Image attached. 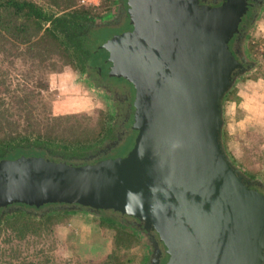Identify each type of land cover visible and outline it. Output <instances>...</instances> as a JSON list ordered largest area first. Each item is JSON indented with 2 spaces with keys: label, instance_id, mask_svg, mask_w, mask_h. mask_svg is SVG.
<instances>
[{
  "label": "water",
  "instance_id": "95a60500",
  "mask_svg": "<svg viewBox=\"0 0 264 264\" xmlns=\"http://www.w3.org/2000/svg\"><path fill=\"white\" fill-rule=\"evenodd\" d=\"M102 74L133 93L121 152L0 159V206L58 203L134 217L161 242L151 264H264V188L223 143V98L246 74L257 0H126ZM89 215L91 214L88 213Z\"/></svg>",
  "mask_w": 264,
  "mask_h": 264
},
{
  "label": "trees",
  "instance_id": "16d2710c",
  "mask_svg": "<svg viewBox=\"0 0 264 264\" xmlns=\"http://www.w3.org/2000/svg\"><path fill=\"white\" fill-rule=\"evenodd\" d=\"M95 8L76 0H0V158L45 148L69 156L94 148L85 126L62 123L52 113L49 74L86 61L101 37L95 35ZM235 91L232 86L223 101ZM67 208L58 203L48 209L24 203L0 206V256L11 252L14 241L41 236L48 222L69 213ZM111 213H97L100 226L114 229V247L99 264H132L134 256L127 250L135 245V236ZM33 258L19 264L36 263L37 255Z\"/></svg>",
  "mask_w": 264,
  "mask_h": 264
},
{
  "label": "rangeland",
  "instance_id": "374dc122",
  "mask_svg": "<svg viewBox=\"0 0 264 264\" xmlns=\"http://www.w3.org/2000/svg\"><path fill=\"white\" fill-rule=\"evenodd\" d=\"M104 1L99 0L97 5L87 6L98 8ZM76 2L78 3V0ZM261 8L262 12L259 16L254 17L255 23L252 27H254L255 33L261 32V28L264 26V5ZM260 22L262 25L256 27ZM252 27L251 29H253ZM251 29L250 32L247 31L246 33L245 45L249 57L255 60V64L252 71L240 76L234 85L236 88L235 97L240 96L239 93L251 90V88L252 90L264 91V78H257L259 76L264 77V49L260 51L257 48L261 34L252 35ZM95 42L97 44L92 52L95 50L94 59L100 61L103 55H106L107 49L101 44L99 46L100 39ZM78 78L77 71L69 64L62 66L61 70L49 74V85L50 89L53 90L50 109L53 114L63 120L62 123L85 126L89 131L87 134L92 137L88 144L94 146L100 140L105 129L107 114L101 109V103L93 95L88 94L87 90L85 91L79 86ZM234 93H231V98H226L223 101V143L231 158L233 157L237 161L240 169L264 181V124L257 125L261 121L259 117L261 115L257 114L254 118L256 119L254 123L256 129L253 130L250 145L243 146L242 141L238 139L240 126L233 120L235 113L237 116V113L241 112L238 108L236 109V104L231 103ZM235 97L234 100L237 101L239 97ZM254 119L248 122H253ZM84 155L85 152L76 151L70 153L69 158L82 160L81 156ZM85 215L87 214H62L58 220L46 224L41 236H35L26 243L14 241L10 248L12 249L11 252H6L0 256V264H19L20 261L26 258L32 259L36 255V263L33 264H99L114 247V229L100 226L99 220L92 215H89L90 219H88ZM83 222L89 224L85 225ZM134 239L135 245L127 251L134 256L132 264H141L144 256L143 243L141 238L135 237Z\"/></svg>",
  "mask_w": 264,
  "mask_h": 264
},
{
  "label": "flooded vegetation",
  "instance_id": "af4514ba",
  "mask_svg": "<svg viewBox=\"0 0 264 264\" xmlns=\"http://www.w3.org/2000/svg\"><path fill=\"white\" fill-rule=\"evenodd\" d=\"M208 4H214L218 0H204ZM126 0H105L101 5L93 9L96 15H93L94 26L96 27L95 35L100 37L103 45L104 41L118 32L123 26L128 24V15L126 11ZM264 5V0H257L254 15L257 14L258 10ZM255 23L254 17L252 16L247 24L245 25V30L248 29L250 32L251 27ZM99 32H101L99 34ZM248 35V34H247ZM106 48V47H105ZM95 51V50H94ZM94 51L89 54L84 62H78L77 65H72L74 70L78 73L79 86L87 90L88 94L93 95L99 103H101V109L105 114H107L105 129L101 134L100 143L94 145V148L85 152L82 160L92 159L104 152H121V150L126 147V140L128 131L126 130V125L124 122L128 119L127 116L131 115L130 111L132 108L131 101L133 99V93L130 91V85L128 81L113 76H108L100 72V64L104 59L105 54L97 61L94 59ZM81 63V64H80ZM246 66L250 65L248 72L252 71L255 64V60L250 58L249 61L245 62ZM247 72V73H248ZM132 112V111H131ZM43 150V149H42ZM46 150L47 154L52 157H57L60 159H70L68 155L62 154L60 152H52L49 149ZM12 152L10 154H13ZM15 155V154H14ZM13 156V155H12ZM12 156H4L12 157ZM1 159V158H0ZM244 173V172H243ZM249 180L258 183L264 188V181L259 177L251 178L246 173H244ZM55 203H46L40 207L43 209H48L51 205ZM66 206V205H61ZM8 207V206H4ZM68 212L70 214L84 215L91 212L95 219L99 220L98 211L91 210L89 208H73L69 207ZM111 215L116 219V223L123 228V230L133 233L136 238H141L142 246L144 250V256L141 264H151L156 258L158 251L163 249L161 242L155 244V239L152 236L153 232L147 230L143 227L137 220L132 216L118 215L114 212Z\"/></svg>",
  "mask_w": 264,
  "mask_h": 264
},
{
  "label": "crops",
  "instance_id": "0c3cea01",
  "mask_svg": "<svg viewBox=\"0 0 264 264\" xmlns=\"http://www.w3.org/2000/svg\"><path fill=\"white\" fill-rule=\"evenodd\" d=\"M259 25H262L261 22L257 26L256 25L255 26L258 27ZM252 28H253L251 29L252 35H259V34L264 33V26H262L261 28L263 32L261 31L258 33H255L254 27ZM257 78H264V77L259 76ZM257 82L260 83L259 81ZM239 95L240 96H238L239 99L237 101H235L234 99L231 101V103L233 102L234 104H236V109L238 108V110L241 111L237 113V116L235 113V115L233 116V120L235 121V123H238L240 126L239 131H238L239 133L238 139L242 141L241 143L243 144V146H249L252 136H253V130L256 129V126L254 125V123L256 122V119L254 118L256 117L257 114L261 115L259 116L261 121L257 125L264 124V104H263L264 91L263 90L261 91L252 90L251 88V90H248L247 92H243L241 94L239 93ZM253 119H254L253 122H248V121H252ZM87 215L85 216L88 217V219H90L89 214ZM82 218L84 219V217ZM83 223L85 224V222ZM88 224L89 223H86L85 225H88Z\"/></svg>",
  "mask_w": 264,
  "mask_h": 264
},
{
  "label": "built area",
  "instance_id": "2783aa9c",
  "mask_svg": "<svg viewBox=\"0 0 264 264\" xmlns=\"http://www.w3.org/2000/svg\"><path fill=\"white\" fill-rule=\"evenodd\" d=\"M98 3H99V0H78V4H85V5H90V6L97 5ZM257 48L260 51H263L264 49V33L261 34L260 36V41L259 43H257Z\"/></svg>",
  "mask_w": 264,
  "mask_h": 264
}]
</instances>
